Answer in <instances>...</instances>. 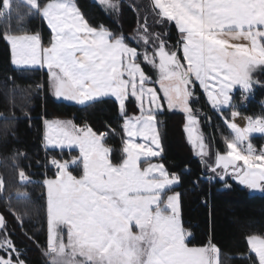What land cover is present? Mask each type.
<instances>
[{"label": "snow or ice", "instance_id": "1", "mask_svg": "<svg viewBox=\"0 0 264 264\" xmlns=\"http://www.w3.org/2000/svg\"><path fill=\"white\" fill-rule=\"evenodd\" d=\"M97 2L105 11H119V0ZM151 9L159 17L155 23H175L180 37L174 44L163 38L166 33L150 32L145 22L135 34L141 48L132 47L122 33L91 24L75 0H19L15 20L20 34L11 26L0 31L11 64L21 70H46L57 99L82 106L111 100L122 121L123 155L114 163L113 149L106 144L109 132L116 133L110 125L105 132L87 123L45 120L46 146L61 152L78 148V155L69 159L50 156L43 164L37 162L52 170L51 176L42 173L40 181L46 198L44 255L49 264H219L215 244L190 246L180 193L172 191L180 175L163 163L150 162L163 151L156 127L162 101L185 113L184 131L194 154L212 174L209 179L228 186L231 177L264 192V147L256 149L249 138L251 133L264 134V115L245 117L246 126H238L233 95L237 86L242 100L256 87L264 88V80L257 78V73L264 74V0H152ZM12 14V0H0V17ZM37 17L49 29L47 43L39 31L24 28L26 20ZM142 63L157 72L156 80ZM197 84L231 132L223 137L225 150L214 155L193 107ZM130 101L138 115L129 114ZM224 108L231 109V117L224 116ZM246 141L241 150L238 145ZM15 155L27 157L23 152ZM17 175L21 184L33 182L25 168H18ZM13 215L22 223V215ZM247 242L253 264H264V236L250 235ZM0 264H27L3 215Z\"/></svg>", "mask_w": 264, "mask_h": 264}, {"label": "trees", "instance_id": "2", "mask_svg": "<svg viewBox=\"0 0 264 264\" xmlns=\"http://www.w3.org/2000/svg\"><path fill=\"white\" fill-rule=\"evenodd\" d=\"M85 18L93 25H105L114 33H122L132 47L141 48L135 34L145 22L150 32L166 33L163 36L174 44L180 33L174 22L157 24L159 19L151 9L152 0H119L118 12L105 11L93 0H75ZM13 14L0 17V31L11 28L20 34L15 20V9L19 0H12ZM24 28L39 31L45 43L49 39V29L40 19L26 20ZM142 60V58H141ZM146 74L157 79V72L142 63ZM257 78L264 80V74L257 73ZM48 76L44 69L34 67L21 70L10 62L9 45L0 39V178L4 181L0 189V213L7 221V230L16 246L23 253L27 264H49L44 255L47 246L45 223L46 198L40 183L45 173L43 164V121L47 118H71L75 124L91 125L94 130L109 132L108 125L116 130L109 132L106 144L113 151L110 158L118 163L122 158V121L111 100L108 103L78 105L57 100L47 83ZM42 85V87H37ZM155 87L159 88L157 85ZM237 111L242 115H264V88L256 87L242 100L240 91H234ZM197 101L193 107L198 110L202 131L207 138L214 155L216 150L223 152V137L231 132L220 115L207 103L197 84ZM130 115L139 109L134 101L128 105ZM224 116L231 117V109L224 108ZM158 127L162 138V154L155 159L163 162L165 167L180 175V183L175 190L180 193V212L183 226L191 233V246L206 245L209 242L219 249V264H253L247 238L250 235L264 236V192H252L231 177L227 185L221 180L209 179L212 175L195 156L184 131L185 114L164 105L163 111L157 113ZM261 145V136L254 137ZM51 156L71 158L76 150H48ZM17 152L27 157H16ZM15 157V158H14ZM211 163L212 161H208ZM18 168H25L31 176L32 183L21 184ZM78 171V169H75ZM48 176L52 170L47 169ZM27 193V196L18 195ZM13 212L23 216L22 223L14 217Z\"/></svg>", "mask_w": 264, "mask_h": 264}, {"label": "rangeland", "instance_id": "3", "mask_svg": "<svg viewBox=\"0 0 264 264\" xmlns=\"http://www.w3.org/2000/svg\"><path fill=\"white\" fill-rule=\"evenodd\" d=\"M93 1H95V2H97V0H93ZM98 3V2H97ZM143 24H141L140 26H142ZM152 86H154V85H152ZM158 86V85H157ZM159 87V86H158ZM236 90H239V87L237 86V88H236ZM162 103L168 108V106H167V102L166 101H162ZM263 103H264V99H263ZM163 109H164V106H163V108L160 110V111H163ZM170 109V108H169ZM172 109H176V110H180V111H182L179 107H176V108H172ZM183 112V111H182ZM184 113V112H183ZM139 114V112L136 114V115H138ZM185 114V113H184ZM248 116H250V115H242V114H240L239 116H237V117H235L234 118V122L238 125V126H240V127H245L246 126V124H247V121H246V119H245V117H248ZM256 116H261V115H256ZM256 116H252V117H256ZM199 119V118H198ZM45 120H48V121H54V120H60V121H72L74 124H75V122L71 119V118H68V117H63V118H59V117H57V118H47V119H45ZM45 122V121H44ZM44 122H43V136H44V132H45V124H44ZM185 123H186V119H185ZM75 125H77V124H75ZM78 126H80V125H78ZM184 126H185V124H184ZM156 127H157V131L159 132V136H160V143H161V146H162V138H161V133H160V129H159V127H158V121H157V125H156ZM198 127H199V131L200 132H202L203 133V131H202V127H201V123H200V120H199V125H198ZM230 130V129H229ZM203 135H204V133H203ZM205 136V135H204ZM255 136H261L262 137V139H263V142L261 143V145H258L257 143H256V141H255V139H254V137ZM186 137H187V134H186ZM250 142L252 143V145L256 148V149H260L261 147H264V134H261V133H251L250 134ZM138 142H142V141H138ZM208 143V142H207ZM246 143V145H247V141L245 142ZM209 144V143H208ZM43 146L46 148V149H51L49 146H46L45 145V143H44V140H43ZM210 146V145H209ZM238 147H240L241 148V150H243L242 149V147L241 146H239L238 145ZM210 149H211V147H210ZM65 150H69V149H65ZM72 150H76V155H78V148H76V147H74ZM194 153V152H193ZM76 155H73V156H76ZM195 155V154H194ZM72 156V157H73ZM196 156V155H195ZM63 159H67V158H63ZM210 161H212L211 159H209ZM150 162H152V163H163L162 161H160L159 159H155V158H152V160L150 161ZM238 164H241V165H243V161H238L237 162ZM79 173V170L78 171H75L74 170V174H78ZM234 180V179H233ZM172 191L173 192H177L176 190H175V187L172 189ZM252 192H260V191H253V190H251ZM178 193V192H177ZM169 194H171V193H169ZM186 229V228H185ZM188 230V229H187ZM134 231H135V229H134ZM191 246V245H190Z\"/></svg>", "mask_w": 264, "mask_h": 264}, {"label": "built area", "instance_id": "4", "mask_svg": "<svg viewBox=\"0 0 264 264\" xmlns=\"http://www.w3.org/2000/svg\"><path fill=\"white\" fill-rule=\"evenodd\" d=\"M242 149L246 148V143H244L243 146H241ZM51 155L49 154V151L48 150H43V163L45 162L46 158L47 157H50ZM48 168L44 167V171L46 172Z\"/></svg>", "mask_w": 264, "mask_h": 264}, {"label": "crops", "instance_id": "5", "mask_svg": "<svg viewBox=\"0 0 264 264\" xmlns=\"http://www.w3.org/2000/svg\"><path fill=\"white\" fill-rule=\"evenodd\" d=\"M50 91H51V93H52V90L50 89ZM53 94V93H52ZM54 96V95H53ZM55 97V96H54ZM56 98V97H55ZM57 99V98H56ZM57 100H59V99H57ZM64 101V100H63ZM68 102V101H67ZM45 121V120H44ZM43 121V122H44ZM43 149H45V150H50V149H46L44 146H43ZM218 260H219V255H218Z\"/></svg>", "mask_w": 264, "mask_h": 264}, {"label": "water", "instance_id": "6", "mask_svg": "<svg viewBox=\"0 0 264 264\" xmlns=\"http://www.w3.org/2000/svg\"><path fill=\"white\" fill-rule=\"evenodd\" d=\"M0 215H2V213H0Z\"/></svg>", "mask_w": 264, "mask_h": 264}]
</instances>
